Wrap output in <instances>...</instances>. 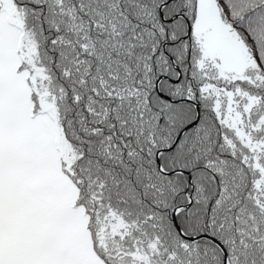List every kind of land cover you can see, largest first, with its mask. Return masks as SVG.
Segmentation results:
<instances>
[{"label":"snow or ice","instance_id":"snow-or-ice-1","mask_svg":"<svg viewBox=\"0 0 264 264\" xmlns=\"http://www.w3.org/2000/svg\"><path fill=\"white\" fill-rule=\"evenodd\" d=\"M0 264H264V0H0Z\"/></svg>","mask_w":264,"mask_h":264}]
</instances>
